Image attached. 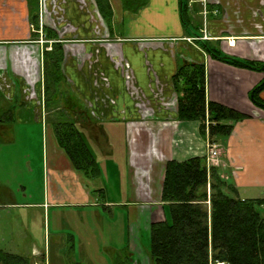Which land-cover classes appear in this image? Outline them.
Masks as SVG:
<instances>
[{
    "label": "crops",
    "instance_id": "crops-1",
    "mask_svg": "<svg viewBox=\"0 0 264 264\" xmlns=\"http://www.w3.org/2000/svg\"><path fill=\"white\" fill-rule=\"evenodd\" d=\"M30 1L0 0V99L7 103L0 113V136L10 139L12 122L41 126L48 204L95 205L96 189L105 195L114 190V185L109 190L103 186L102 174L107 172L111 178L119 174L120 179L125 172L130 187L125 195L130 197L120 202L127 209L120 212V224L126 238L121 246H110L109 257H97L111 262L127 243L133 264L144 261L137 254L141 247H146L152 264L150 225L168 218V205L162 201L166 162L206 156L208 165L214 163L209 160V140L201 133L200 122L178 118L173 75L184 62H205L208 99L248 115L229 136L216 142L223 152L217 167L241 197H264V108L250 97L264 72L227 63L206 47L209 44L242 60L264 62V0H149L144 9L129 17V28L143 20L142 11L148 7L159 9L152 13H166L168 18L156 20L164 27L126 35L115 32L128 17L122 0H110L112 28L95 0H39L38 29L31 21ZM44 26L51 28L53 38L46 36ZM64 28L65 35L61 34ZM205 32L207 39H193ZM52 40L64 45V72L89 109L86 118L90 122L85 119L82 126L97 160L96 174L73 166L48 121L44 52L51 49ZM118 192L122 190L117 188ZM114 203L105 201L107 206ZM102 217L99 214V221ZM80 223V230L74 232L75 249L86 258L78 254L77 258L83 259L81 264H94L90 259L94 246L82 234L87 231L86 222L82 219ZM34 251L37 259L44 255L41 249Z\"/></svg>",
    "mask_w": 264,
    "mask_h": 264
},
{
    "label": "trees",
    "instance_id": "trees-1",
    "mask_svg": "<svg viewBox=\"0 0 264 264\" xmlns=\"http://www.w3.org/2000/svg\"><path fill=\"white\" fill-rule=\"evenodd\" d=\"M149 0H122L128 18L135 16ZM31 21L39 28V0H31ZM107 25L112 28L110 0H95ZM183 5V11L184 10ZM127 18V17H126ZM125 21V20H124ZM183 22L186 20L183 16ZM46 36L54 37L44 26ZM210 53L227 63L264 72V62L242 60L206 45ZM65 47L57 40L44 52V94L48 121L59 145L73 166L88 174L99 171L96 157L86 137L84 120L89 109L73 91L64 72ZM180 120H198L209 142L229 136L235 124L248 115L209 100L205 62L187 61L173 75ZM264 79L250 93L255 104L264 108L261 93ZM59 114V116H57ZM86 122H90L88 119ZM162 201L172 220L150 225L152 264H264V197H241L236 185L209 166L206 156L166 162ZM263 207V211L260 209ZM75 235L66 234L65 264H81L75 259ZM104 252L103 249H99ZM63 263V264H64ZM110 263L133 264L127 243ZM0 264H48L47 257L11 252L0 247Z\"/></svg>",
    "mask_w": 264,
    "mask_h": 264
},
{
    "label": "rangeland",
    "instance_id": "rangeland-1",
    "mask_svg": "<svg viewBox=\"0 0 264 264\" xmlns=\"http://www.w3.org/2000/svg\"><path fill=\"white\" fill-rule=\"evenodd\" d=\"M157 10L159 9L154 10L151 7L143 10V20L139 21L140 25L134 22L132 28H129L130 19L125 18L122 24L115 27V32L126 35L139 33V31H148V33L160 31L164 26L158 21L168 17L166 13H160V11L156 14L152 13ZM201 14L203 16V12ZM138 20L136 19V21ZM198 20L201 24V18ZM66 30L67 28H64L61 34L65 35ZM196 30L198 31V29ZM6 106V101L1 98L0 113H3ZM10 127L12 128L8 134L10 139L0 136V247L26 255H31L32 252H35L34 250L41 249L47 257L48 264H61L66 260V248L63 250V246L65 247L67 243L66 234L78 232L80 230L78 225L81 227L80 221L84 219L86 222L84 227L87 231L82 234L85 238L89 237L87 242L94 246L90 259L94 264H113L109 259L107 261L97 255L109 257L110 246H121L126 238L125 229L120 224V212L126 213L127 211L126 206L120 202L125 203L124 199L130 197V195H125V192L128 193L130 190L126 184L125 172L120 174V179L119 174L115 178L108 177L107 172L102 174L101 177H105L103 186L109 190L114 185V190L112 195H105L103 191L96 189L94 196L95 202L98 201V203L95 205L48 204V198L45 195L47 157L44 150L42 151L41 126L38 124L35 126L19 125V122L13 125L12 122ZM222 155L221 151L218 158L220 159ZM220 164L221 162L218 161V163H211L209 166L218 168L217 166ZM222 177L226 179L225 176ZM117 188L122 190L123 195L121 192L117 193ZM247 196L256 197L259 195ZM110 200L115 203L107 206L105 201ZM260 209L263 211V207ZM167 213V219L171 221L168 208ZM99 214L104 216L100 221ZM58 236L59 238H57ZM144 246H146L145 241ZM107 247L109 249L106 250V253L100 252L98 249L104 250ZM78 250L79 248L77 249L78 256L86 258L83 253L79 254ZM146 250V247L137 250V254L141 255L144 261L139 262L138 260L137 262L135 260L134 264L150 263ZM77 254L75 259L82 261L83 259L77 258Z\"/></svg>",
    "mask_w": 264,
    "mask_h": 264
},
{
    "label": "built area",
    "instance_id": "built-area-1",
    "mask_svg": "<svg viewBox=\"0 0 264 264\" xmlns=\"http://www.w3.org/2000/svg\"><path fill=\"white\" fill-rule=\"evenodd\" d=\"M208 38V36H207V32H205L203 35H201V36H196V37H194L193 39H207ZM190 39H192V38H190ZM207 149H208V152H209V160L211 161V162H214V163H216V161H217V163H218V161H219V156L221 155V146L218 144V143H216V142H208V144H207ZM208 158V157H207Z\"/></svg>",
    "mask_w": 264,
    "mask_h": 264
}]
</instances>
